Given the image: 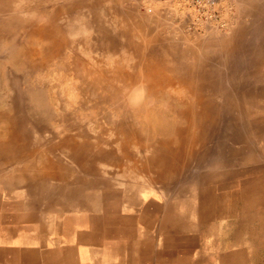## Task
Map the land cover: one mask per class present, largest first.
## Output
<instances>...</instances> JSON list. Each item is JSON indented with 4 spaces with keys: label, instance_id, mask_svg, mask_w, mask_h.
I'll list each match as a JSON object with an SVG mask.
<instances>
[{
    "label": "rangeland",
    "instance_id": "obj_1",
    "mask_svg": "<svg viewBox=\"0 0 264 264\" xmlns=\"http://www.w3.org/2000/svg\"><path fill=\"white\" fill-rule=\"evenodd\" d=\"M45 3L0 0V113L11 114L9 125L16 126L20 140L0 151V264H44L48 243L75 247L84 239L82 228L89 238L98 232L106 247L149 249L153 262L172 260L178 253L170 248L176 233L168 220L172 215L190 226L181 229L186 237L181 242L196 246L191 252L180 248L182 258L264 264V72L237 70L223 45L238 35L249 57L257 49L264 52V0H90L86 10L57 21L70 43L53 60L42 38H30L34 25H48L51 7ZM69 20L79 33L67 26ZM133 26H140L143 37L122 36ZM239 26L244 35L237 33ZM104 32L113 33L114 44ZM150 38L157 42L150 46ZM127 40L134 46L127 48ZM27 46L36 60H44L42 67L23 63L20 53ZM192 55L209 58L219 91L217 122L204 128L206 138L193 153L184 151L175 174L160 177L158 167L143 160L151 149L143 157L125 148L123 139L134 130L147 142L160 139L166 131L159 120L174 125L178 119L166 103L147 100L139 82L125 92L126 99L130 93L136 97L139 116L130 104L127 109L96 104L98 92L72 74L79 64L74 58L83 57L95 69L118 65L134 72L141 56H165L181 68ZM3 126L8 125L0 122V130ZM75 143L92 147L74 151Z\"/></svg>",
    "mask_w": 264,
    "mask_h": 264
},
{
    "label": "bare ground",
    "instance_id": "obj_2",
    "mask_svg": "<svg viewBox=\"0 0 264 264\" xmlns=\"http://www.w3.org/2000/svg\"><path fill=\"white\" fill-rule=\"evenodd\" d=\"M89 2H90V0H77V1L76 0H74V1H70V0L69 1L68 0L67 1L66 0H46V3L49 4L51 7V11L49 12V15H47V18L45 19L48 25L45 26V24H44V25H41L40 27H38L39 25H37V24L34 25L33 28H36V29L33 30L32 32H30V38L33 37V35L37 39L42 38L45 41L44 42L45 46H44L43 50H44V52L48 53L49 58H52V60H53V57L54 58L60 57L62 47L63 46L65 47V45L70 43V41L63 36V33L61 31V28H60L61 26L57 25L58 24L57 21L64 18V16H69L71 14V12L74 10L75 11L86 10ZM12 4H15V3L12 2ZM21 7L22 6H20V8ZM23 11H25V10H23ZM98 13H99V11H98ZM95 17H97V16H95ZM69 19H73V18H69ZM21 22L27 23L28 21H25L23 19V20H21ZM97 22H98V20H97ZM31 25H30V27H31ZM70 25H71V21L69 20L67 23V26H70ZM96 25H98V24H96ZM70 27H71V29H74V30H71L74 33L80 32V30H76L74 26L71 25ZM139 27L140 26H133L132 30H125V28H124L122 31V36L128 37L129 33L136 34L137 36L144 35L143 32L139 29ZM96 28H97V26H96ZM153 28L156 29L155 27H153ZM68 30H70V29L68 28ZM82 31H84V30L82 29ZM106 33L104 32L103 34L108 38V40L111 41L110 35H113V33L110 35H107L108 33L107 34ZM237 33L244 35V33H246V30L244 31V29L241 26H239ZM59 35H60V37H59ZM68 37H70V36H68ZM91 38H89V39H91ZM113 39H115V38H113ZM85 40L86 39H84V37L81 39L79 38L77 43H79V45H80V43L84 44ZM242 40H243V38L239 37L238 35H236L235 37L226 39L225 43L224 44L222 43L224 45V49H226L225 50V53H226L225 57H227V59L231 62V65L234 66L237 70H239L240 68H241V70L242 69L244 70L248 66L255 73L258 72V73L262 74L261 72H264V52L257 49L256 51L254 50L252 52V54H253L252 57H249V55H251V54H249L245 49L242 48V44H241ZM156 42L157 41L154 38H150L149 45L151 46ZM111 43L114 44L113 41H111ZM125 43H126L127 48L134 46L128 40L125 41ZM119 45L121 47H124L125 44L122 43ZM101 46H102V44H101ZM27 48H28V46L24 47V49H22L21 53H20V55H22V59L24 61L23 63H25L26 65H30L31 67H33V66L34 67H42L44 60H42V59L36 60L37 58L35 57V55L30 51V49L28 50ZM115 48H116V46H115ZM77 49H78V46H77ZM94 49H96V48H94ZM41 50L42 49L40 48V51ZM108 50H109V48H108ZM36 51L38 52V50H36ZM170 51L171 50H169V52ZM196 51H197V49H196ZM140 52L142 53V51H140ZM221 55H222V53H221ZM223 57H224V55H223ZM20 59H21V57H20ZM74 59H75L76 63L78 62L79 64H77V67L73 68L72 74H73L74 78H76L77 80H79L81 83L84 84L85 88H87L88 90H90L94 93L98 92V96H100V98L98 99L96 104L115 103V104H117V106L120 109H122V108L127 109L128 104L133 105L132 102L136 101V97L130 93V95H128L127 99H126L125 92L129 88V86H131L132 84H134L136 82H139L145 90L147 100H150L153 103H155V102L166 103V106L174 114V116L178 119V121L174 125H169L168 123L163 124L164 122L159 120V122L161 124H163V125L160 124L159 128L164 132L166 131L160 139H157V140L154 139L151 142H147L146 138L143 139L142 134H139L136 130L125 134L124 139H123L122 145L125 148H134V149L138 150L139 153H142L143 157H144V154L148 153L151 149V153L149 154V158H144L143 160H144L145 165L148 167H152V166L158 167L159 173L158 172L157 173L159 174L160 177H165L167 175L170 176L171 174H175L178 171V168L181 165H183V163H184V162H182V160H185L184 159L185 158L184 157V151H187L188 153H193L195 148L198 145L202 144L203 140L206 138V136H205L206 132H204V128L207 125L212 126L215 124V122H217L215 117L218 115V107H217V104L215 102L214 97H215V95L218 94L219 91H218V88L216 85L217 80L214 79L213 71H211L213 69L211 67H210V69H208V67H207L209 58L206 55L202 58L198 57V55H192L186 64L183 63L184 65L181 68H177V67L173 68L172 65L170 64V63H173V61L169 63L166 60L165 56L163 58H154L152 56L151 57L150 56L149 57L141 56V57H139L138 62L133 64L134 72H129V70L127 68L119 67L118 65L115 67V69L110 70V71L105 69V68L95 69L94 63L92 64L90 62L85 61V59L83 57H75ZM12 62H14V61H12ZM19 62H21V60ZM127 64H128V62H127ZM234 67H232V68H234ZM238 67H240V68L238 69ZM183 68H184V70H181ZM228 68H229V66H228ZM235 68H234V70H235ZM232 72L234 73V71H231L230 74ZM230 79L228 77L229 83L231 82ZM241 80L242 79L236 80V81H239L240 83H242L243 80L242 81ZM179 85H181L183 88L178 87ZM129 92H130V90H129ZM220 97L223 98L225 96H223L221 94ZM226 98H228V97H225V99ZM139 107H140V109H143V113H145L146 107L144 105L139 106ZM134 108H135V106L131 108L132 112H133V116H139L137 113V110H134ZM5 113L6 112H4L3 114H2V112L0 113V118H1L0 122L6 123L9 127L7 126V128H6V126L5 127L3 126L4 129L0 130V151L1 152H3V151L7 152V149L11 145H14V144L18 145L20 143V140L16 136V135H18L17 131H15V129H14L16 126H13L14 128H12V126L9 125V122L11 123V121L9 120L11 114L9 116L8 112H7L8 114L7 113L5 114ZM13 122H16V125L18 124L17 121L13 120ZM11 125H13V124L11 123ZM191 127L197 128L199 130H195V129L192 130ZM19 130L20 129H18V131ZM8 135H12L11 139H7ZM13 135L15 137H13ZM65 143L67 144V142H65ZM91 147L92 146H90V145H80V147H79L78 145L76 146V143L71 145V149H73L74 151L76 149L90 150L89 148H91ZM13 149H14V147H13ZM98 153H99V155L101 154L100 152H98ZM41 159H42V157H41ZM38 161H39V159H38ZM84 163H85V161H84ZM30 166L32 167V165H30ZM103 173L104 172H102V174ZM34 179H36V177H34ZM162 180H164V179H162ZM80 188H82V187H80ZM83 188H85V187L83 186ZM96 194H98V193H96ZM86 196H88V195H86ZM28 203H30V202H28ZM34 203H36V202H34ZM30 208H32V207H30ZM134 214H135V212H134ZM168 220H169V222H172L174 225L178 226L182 230H186V229L190 228V226L188 224L182 223L177 215L169 216ZM186 233H188V232H186ZM145 235H147V234H145ZM142 239H144V238H142ZM170 241H172V240H170ZM166 247H167V245H166ZM144 248H145V246H144ZM171 254H173V253H170V255ZM1 258H2V256H1ZM172 258H173V256H172ZM21 260H19V261H21ZM67 261H68V259H67ZM121 262H123V261H121Z\"/></svg>",
    "mask_w": 264,
    "mask_h": 264
},
{
    "label": "crops",
    "instance_id": "obj_3",
    "mask_svg": "<svg viewBox=\"0 0 264 264\" xmlns=\"http://www.w3.org/2000/svg\"><path fill=\"white\" fill-rule=\"evenodd\" d=\"M174 229L176 233L172 236L173 244L170 248L177 249L179 254L177 253L176 257L172 260L159 259V257L156 262H153L151 258L152 252L149 251V249L141 250L138 247L130 249L131 247L129 248L128 246H126V248L113 249L115 247L113 245L106 247V245H103L100 242V235L98 232L96 236L93 235L92 238H89L87 232H84L83 234L84 230L82 228L80 229L81 237L84 239L80 244H76L75 247L64 246L63 241L60 243L54 242L55 244L48 243L43 252L45 254L44 264H214V260L212 259L182 258L180 255V248H183L184 250L187 249L188 252H191L196 250V246H194V244L188 245L190 243H182V240H186L184 233L181 228L176 225H174ZM89 241L92 243H89ZM36 253L37 251H35V254ZM36 257L37 254L35 255V258ZM215 263L227 264L228 262L217 260Z\"/></svg>",
    "mask_w": 264,
    "mask_h": 264
}]
</instances>
